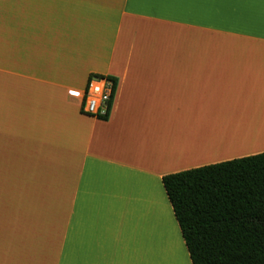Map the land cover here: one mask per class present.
<instances>
[{"label": "crops", "instance_id": "obj_1", "mask_svg": "<svg viewBox=\"0 0 264 264\" xmlns=\"http://www.w3.org/2000/svg\"><path fill=\"white\" fill-rule=\"evenodd\" d=\"M262 153L264 0H0V264H192L162 178Z\"/></svg>", "mask_w": 264, "mask_h": 264}, {"label": "trees", "instance_id": "obj_2", "mask_svg": "<svg viewBox=\"0 0 264 264\" xmlns=\"http://www.w3.org/2000/svg\"><path fill=\"white\" fill-rule=\"evenodd\" d=\"M162 185L192 264H264V153L167 175Z\"/></svg>", "mask_w": 264, "mask_h": 264}, {"label": "built area", "instance_id": "obj_3", "mask_svg": "<svg viewBox=\"0 0 264 264\" xmlns=\"http://www.w3.org/2000/svg\"><path fill=\"white\" fill-rule=\"evenodd\" d=\"M115 90L113 83L107 77L100 76L88 79L82 97V114L94 119L108 117Z\"/></svg>", "mask_w": 264, "mask_h": 264}, {"label": "rangeland", "instance_id": "obj_4", "mask_svg": "<svg viewBox=\"0 0 264 264\" xmlns=\"http://www.w3.org/2000/svg\"><path fill=\"white\" fill-rule=\"evenodd\" d=\"M164 211V210H163ZM165 213V212H164ZM166 214V213H165Z\"/></svg>", "mask_w": 264, "mask_h": 264}]
</instances>
